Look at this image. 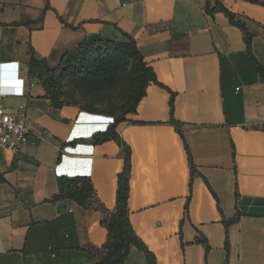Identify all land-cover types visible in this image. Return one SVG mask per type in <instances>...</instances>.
<instances>
[{
    "label": "crops",
    "instance_id": "crops-1",
    "mask_svg": "<svg viewBox=\"0 0 264 264\" xmlns=\"http://www.w3.org/2000/svg\"><path fill=\"white\" fill-rule=\"evenodd\" d=\"M221 1L252 34V53L264 66V0ZM123 32L163 84L150 83L137 111L116 128L131 148L135 232L157 264H264V79L234 87L243 121L230 123L222 56L246 51L245 32L227 11L208 13L205 0H0V79L20 78L24 86L3 104L25 113L33 133L20 154L0 144V264L98 261L108 240L98 204L115 210L125 152L117 140L96 143L94 135L114 118L54 108L29 61L55 66L85 39L124 40ZM172 93L195 174L171 121ZM61 175L89 176L98 202L52 201ZM126 264H147L146 256L133 248Z\"/></svg>",
    "mask_w": 264,
    "mask_h": 264
},
{
    "label": "trees",
    "instance_id": "trees-1",
    "mask_svg": "<svg viewBox=\"0 0 264 264\" xmlns=\"http://www.w3.org/2000/svg\"><path fill=\"white\" fill-rule=\"evenodd\" d=\"M260 3L259 0H246ZM206 11H227L233 24L245 32L247 49L243 53L222 56V90L225 99V112L230 123L243 121L242 96L234 93L235 86L255 81L260 75L264 79V66L252 53V34L244 23L235 20L234 15L221 0H205ZM125 39L116 40L104 36H93L85 39L61 57L60 62L50 66L45 59L31 57L29 73L37 78L46 90V96L54 108L75 105L81 110L92 113H104L114 118L104 131L94 135V142L102 143L117 140L125 152V165L118 176L117 205L113 212L104 210L103 223L108 229V240L100 248V257L96 264H126L133 248L142 251L147 264H157L156 256L145 242L137 235L129 217L128 199L130 194L131 148L118 134L117 125L135 113L140 100L146 95L147 87L154 82L161 86L152 67L148 66L140 51L136 39L123 32ZM120 84V85H119ZM175 94L170 100L171 121L185 140L192 174L198 172L192 152L186 142L180 123L174 118ZM75 144V141L72 142ZM4 178L0 175V182ZM59 192L52 201L70 199L82 207L91 206L96 199V192L89 176L58 177ZM238 217L226 220V226L234 223ZM201 238H198V241ZM58 252V248L51 244ZM48 246V247H49ZM226 248L229 250L227 239Z\"/></svg>",
    "mask_w": 264,
    "mask_h": 264
},
{
    "label": "built area",
    "instance_id": "built-area-1",
    "mask_svg": "<svg viewBox=\"0 0 264 264\" xmlns=\"http://www.w3.org/2000/svg\"><path fill=\"white\" fill-rule=\"evenodd\" d=\"M16 84V87L10 86ZM24 86L20 78L0 79V144L20 154L23 148L31 141L33 133L28 125L25 113H15L3 104V98L10 95H23ZM20 108H24L21 106ZM68 236V234H66ZM52 257L56 258L57 253L52 246H49Z\"/></svg>",
    "mask_w": 264,
    "mask_h": 264
},
{
    "label": "rangeland",
    "instance_id": "rangeland-1",
    "mask_svg": "<svg viewBox=\"0 0 264 264\" xmlns=\"http://www.w3.org/2000/svg\"><path fill=\"white\" fill-rule=\"evenodd\" d=\"M125 39V38H124ZM120 85V84H119Z\"/></svg>",
    "mask_w": 264,
    "mask_h": 264
}]
</instances>
